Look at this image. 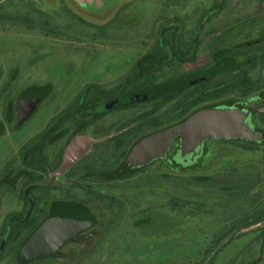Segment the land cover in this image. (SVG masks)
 Returning <instances> with one entry per match:
<instances>
[{
    "label": "rangeland",
    "instance_id": "1",
    "mask_svg": "<svg viewBox=\"0 0 264 264\" xmlns=\"http://www.w3.org/2000/svg\"><path fill=\"white\" fill-rule=\"evenodd\" d=\"M214 2L0 0V231L23 204L34 234L76 225L45 251L19 231L0 264H201L264 210V0ZM217 65L173 102L141 94ZM209 113L236 135L191 136ZM262 221L209 264H264Z\"/></svg>",
    "mask_w": 264,
    "mask_h": 264
},
{
    "label": "water",
    "instance_id": "2",
    "mask_svg": "<svg viewBox=\"0 0 264 264\" xmlns=\"http://www.w3.org/2000/svg\"><path fill=\"white\" fill-rule=\"evenodd\" d=\"M218 71V67L210 69L204 73L199 74L198 76L194 77L190 81H198L204 78H207ZM189 127L191 128V136L193 137H203V136H226V135H236L234 128L237 126V122L228 123V120H225V116L217 115L215 113L209 114H201L195 118H192L189 122ZM177 129H171L166 131L162 135L161 140L168 139L174 135V132ZM160 139V137H159ZM159 139L148 141V143H143L141 147L138 148V153H142L144 150L147 152L152 151L155 152L161 151L163 145H160ZM159 141V143H158ZM137 153V154H138ZM264 215V210L260 213L250 217L239 226H237L228 236L223 238L219 241L205 256L201 264H209L212 258L216 255V253L225 246L230 240H232L241 230L247 227L248 224L252 223L253 221L258 220L260 217ZM56 223L50 230L46 229L43 233L46 234L47 241L42 245L43 250L51 249L54 245H57L60 241H62L66 236L70 235L73 231L76 230V225L73 221H70L63 217H57L55 219ZM261 227L264 229V222L262 223ZM42 233V234H43ZM41 234V235H42ZM40 235V236H41ZM43 237V235L41 236ZM40 237L39 241L42 239ZM263 255H264V240H263Z\"/></svg>",
    "mask_w": 264,
    "mask_h": 264
},
{
    "label": "flooded vegetation",
    "instance_id": "3",
    "mask_svg": "<svg viewBox=\"0 0 264 264\" xmlns=\"http://www.w3.org/2000/svg\"><path fill=\"white\" fill-rule=\"evenodd\" d=\"M159 47H161V46H159ZM160 61H161V59H159L157 61V64L160 65L161 64ZM216 67H218V71H219L220 70V66L217 65ZM137 68H138V70L140 72L141 66H138ZM201 73L202 72H200V73L199 72L198 73H193V74H191V75H189L187 77H183L181 79H175V80L168 81V82H175V83H177V81H183V83L185 84V86L182 87L181 92L172 100V102L175 101V100H177L182 95V93L184 92V89H187L191 85H195L196 83H199V82H202V81L206 80L207 78H209L212 75H214L216 72L214 74H212L211 76L207 77V78H204V79H201V80H198V81L191 82L192 81L191 79H193L194 77L198 76ZM161 84H163V83H160V84H158V85H156L154 87H151V89L157 88ZM151 89H149V90H151ZM146 90L147 89H143L141 94L145 96L146 93H147ZM176 91H179V88H176ZM148 92L151 93V91H148ZM152 97H154L155 100H159L160 106L162 105L161 104V102H162L161 101V95L148 96V98H150L151 100H153ZM113 101L114 100H112V102ZM29 102H30L29 97H27V96L23 97V103L20 105V107H23V109L25 111V108L24 107L26 105H28ZM260 123L264 127V119L260 120ZM44 137H47L46 132L44 133ZM118 146H121L122 147L123 146V142L122 141H119V145ZM112 158H113V156H112ZM35 208H37V207H35L34 205H25V204H23L22 205V209L19 211V213L17 215L13 216L14 219H9V220H6V221H3L2 222V224H1V231H0V254L3 253L4 250L10 246L13 238L17 235V233H19V231L23 230L25 232V234H26V237L28 239L32 236L31 242H34L35 243V242H37L40 239V237L42 235H43V237L46 235L45 233H43L44 231H46V229L50 230V228L53 227V225L56 223L55 219L59 215H53V216H51L52 218H50L47 222L45 221L46 223L44 222L42 224V226H44V227L41 228L40 230H38L35 234H34V232H35V226H36V225H34L35 221H31V223H29V224L21 223L20 225H24L25 227H20L19 221H20L21 217H24V216L29 217L31 215V213L35 210ZM256 221H259V220H256ZM256 221H253L252 223H255ZM22 222H25V221H22ZM263 222L264 221H262L260 224L262 225ZM6 238L8 239V242H6L7 241ZM4 242L7 243V245L5 246V248H2V245H3ZM36 246L37 245L33 244L31 246H28V248L30 250H34L35 249L36 252H40V248L39 247L36 248ZM16 250H17V248H16ZM28 252L30 253V251H28Z\"/></svg>",
    "mask_w": 264,
    "mask_h": 264
},
{
    "label": "trees",
    "instance_id": "4",
    "mask_svg": "<svg viewBox=\"0 0 264 264\" xmlns=\"http://www.w3.org/2000/svg\"><path fill=\"white\" fill-rule=\"evenodd\" d=\"M218 0H215L214 2V7L217 8L218 4H217ZM219 9V8H217ZM185 86V84L183 83V81H177V83L175 82H166L161 84L159 87L151 89V93L147 91L146 95L148 96H155V95H161V104L164 105L167 102H171L182 90V87ZM176 88H179V91H176ZM186 114V110H180V112L175 115V116H171L170 120L171 121H178L180 120L182 117H184ZM121 149V146H117L115 148V151L118 152ZM264 217V215L262 216ZM262 217H260L259 219H261ZM258 219V220H259ZM254 223H250L249 225H247V227L253 225ZM7 239V238H6ZM8 242V239L7 241ZM7 245V243H3L2 248H5V246Z\"/></svg>",
    "mask_w": 264,
    "mask_h": 264
}]
</instances>
